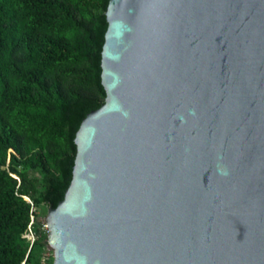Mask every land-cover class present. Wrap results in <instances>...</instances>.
Instances as JSON below:
<instances>
[{
    "label": "water",
    "instance_id": "95a60500",
    "mask_svg": "<svg viewBox=\"0 0 264 264\" xmlns=\"http://www.w3.org/2000/svg\"><path fill=\"white\" fill-rule=\"evenodd\" d=\"M106 17L107 96L48 211L54 264H264V0Z\"/></svg>",
    "mask_w": 264,
    "mask_h": 264
},
{
    "label": "trees",
    "instance_id": "16d2710c",
    "mask_svg": "<svg viewBox=\"0 0 264 264\" xmlns=\"http://www.w3.org/2000/svg\"><path fill=\"white\" fill-rule=\"evenodd\" d=\"M109 1L0 0V264L47 263L37 209L65 198L77 132L105 103Z\"/></svg>",
    "mask_w": 264,
    "mask_h": 264
},
{
    "label": "rangeland",
    "instance_id": "374dc122",
    "mask_svg": "<svg viewBox=\"0 0 264 264\" xmlns=\"http://www.w3.org/2000/svg\"><path fill=\"white\" fill-rule=\"evenodd\" d=\"M40 219L46 223L47 222V215L49 208L47 206L41 205L37 209ZM42 252V256L44 257L43 262L46 264H54L55 261V251L50 242H48L47 246L45 249L40 250Z\"/></svg>",
    "mask_w": 264,
    "mask_h": 264
},
{
    "label": "built area",
    "instance_id": "2783aa9c",
    "mask_svg": "<svg viewBox=\"0 0 264 264\" xmlns=\"http://www.w3.org/2000/svg\"><path fill=\"white\" fill-rule=\"evenodd\" d=\"M34 222V216H32V222H31V224H30V226H29V230H28V232H26L24 235H23V237L24 238H26L29 242H30V244H31V246L34 244V242L36 241V239H37V235L35 234V232H34V230H33V228H32V223ZM44 229L48 232V235H49V233H50V229H49V225H48V223L46 222V223H44ZM22 264H26V261H24Z\"/></svg>",
    "mask_w": 264,
    "mask_h": 264
}]
</instances>
